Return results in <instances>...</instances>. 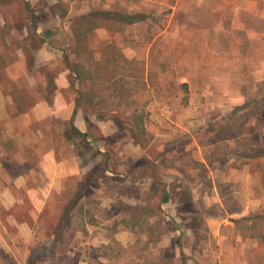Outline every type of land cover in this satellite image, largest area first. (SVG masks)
Listing matches in <instances>:
<instances>
[{"label":"rangeland","instance_id":"1","mask_svg":"<svg viewBox=\"0 0 264 264\" xmlns=\"http://www.w3.org/2000/svg\"><path fill=\"white\" fill-rule=\"evenodd\" d=\"M81 1L0 0V264H264V0L250 10L242 9L247 0H165L134 11L117 5L111 9L149 18L111 22L104 27L111 41L99 38L100 27L75 36L86 28L79 16L102 10L79 14ZM63 49L88 75L78 86V124L98 118L93 138L75 135L57 110L77 96ZM134 111H143L146 131L142 137L133 129L136 140ZM213 125L217 140L233 141L207 146ZM196 153L205 160L235 155L228 165L237 167L256 160L252 192L237 177L236 193L226 196L224 182L217 194ZM45 154L74 160L78 170L63 180L66 191L48 197L50 209L36 211L45 232L37 227L23 256L25 232L9 220L28 219L35 203L16 186L43 182L51 166ZM161 180L190 196L193 213L179 196L165 205ZM74 200L53 244V209Z\"/></svg>","mask_w":264,"mask_h":264},{"label":"crops","instance_id":"2","mask_svg":"<svg viewBox=\"0 0 264 264\" xmlns=\"http://www.w3.org/2000/svg\"><path fill=\"white\" fill-rule=\"evenodd\" d=\"M163 1H165V0H92L93 3L91 5V2L89 0H82L81 1L82 5H84L85 7L81 8L79 10V12H80L79 14H85L90 10L89 8H95L94 6H98L99 4H100L99 6H101L102 10H112L111 9L112 7H115L118 5L119 7H122V6L128 7L129 10L134 11V10L138 9L137 7H140V6L146 7V6H150L151 3H153V2L163 3ZM177 1H179V0H176V2ZM222 1L224 3H229V2H235V1L238 2L239 0H222ZM252 1L253 0H247L246 4L243 5L242 9L243 10H250L252 8V6L254 8L257 0H254V2H252ZM97 2H98V4H97ZM127 3H129V5ZM138 4H139V6H138ZM238 9H240V5H238ZM96 33H97V35H99V38L101 40L108 39L109 41H111L110 40L111 39L110 38L111 33L106 28H104V27L97 28ZM129 45L130 44H128V43H120V46L122 48H129L130 47ZM213 56H215L214 53L209 54V58L213 57ZM212 59H215V58H212ZM60 80L61 79H59V82H61V84L64 85L65 79L61 80V81ZM58 109L59 110L61 109L63 111L62 113L66 114L64 116V118L69 119L71 114H72L73 104H70V105H67V104L61 105L60 104L58 106L57 110ZM80 113H82L81 110H78V112L76 113V116L74 117V121L76 124L75 126L80 131L84 132L87 130L86 123L84 121H81V123L78 124V117L80 116ZM205 120L206 119L200 120V122H205ZM207 131H209V134L211 135V137H213L212 140L210 142H208V144H207V146H209V147L211 146V149L214 148L215 146H217V144L219 142H222V141L226 142L227 141L230 143L233 141V140L230 141L231 139L227 138V137H224L221 140H217V137L214 136L215 125H213L211 128H209ZM45 156L47 158H50L51 166H49V168L46 171H44L43 174L42 173L40 174V176L43 178V182H41L39 184L37 183L36 185L34 184L31 187H27L25 184L23 185L24 180L20 179L17 182V186H16V188L26 189L25 191L29 195H34V197H32V200L35 203V212L32 215H30V217H29V218H32V221L28 220L29 218L22 220L20 218L16 219V217L14 219H12L11 221L9 220L10 224H13L18 229H21L25 232V234H23L22 238L20 239L21 242L23 243V245H25V254H23V256L27 255L28 247L34 242V240H37L35 235L37 234L38 228L41 227L42 232L43 233L45 232V229H43L41 226L42 224H40L38 222V218H39L40 214L36 211L37 210L41 211L44 209L45 210L50 209L51 206L46 205V203H48L47 202L49 199L48 197H50L51 194H58V193L60 194V192L66 191L67 186H66V184H63V180L64 181L67 180L66 178L72 176L73 174H76L77 170H78V165H76L77 162L74 160L72 163L70 162V164L69 163L68 164L67 163H61V162L59 163L58 161L55 160V158H53L54 157L53 154H45ZM194 156H195L196 160H202L201 162L205 163V167L207 170V177L211 178L212 188L217 194L218 193H224L223 191H220L218 189V186L224 182L228 186V190L226 191V196L231 195L232 193L233 194L236 193L237 190H234L233 187H235L234 186L235 184L233 185V183L236 181L237 177H241V182H242L241 184L245 185L243 192L246 194H250L252 192L250 190V186L252 184L251 183L252 179H254L256 174H259V172H260V167L257 166V168H256V162H257L256 160L252 159V160H249V162H247V163L243 162L240 167H237V166L228 165L230 162H232V160H235V159H233L235 157V155L227 154V155H225V158L221 159V160L220 159H206L205 160L202 157H200V155L198 156L197 153L194 154ZM226 163H227V165H225ZM61 165L68 168L67 172H64V175H63L62 171H59V168H61ZM72 172H73V174H72ZM148 172L146 174L147 177H149ZM21 178L24 179V176H21ZM58 179H59V181H61L59 183V185L57 183H55V180H58ZM258 187H259V189H261V185H259ZM258 191H260V190H258ZM36 195H39V197ZM162 199L165 200V202H166L165 205H169V203H171L170 196L165 190L163 192ZM168 208H169V206H168ZM228 208H230V207H228ZM242 208H244V206H242ZM60 210L61 209H59V211H57V214H56V210L53 209V215L55 214V215H58V217H59ZM225 211L228 213V209ZM49 225L54 226V222H51ZM47 228H49L48 230H50V227H47ZM117 238H120V237H117ZM69 252H71V250H69ZM142 262H143V259L141 261H138V264H143ZM78 264H84V260H79ZM115 264H118V263H115ZM131 264H133V263L131 262Z\"/></svg>","mask_w":264,"mask_h":264},{"label":"trees","instance_id":"3","mask_svg":"<svg viewBox=\"0 0 264 264\" xmlns=\"http://www.w3.org/2000/svg\"><path fill=\"white\" fill-rule=\"evenodd\" d=\"M53 4H56V6H58L57 5L58 3H53ZM25 7L27 8V10L32 12V18L34 19V17H35L34 7H32L29 2L25 3ZM148 18H149V16L142 11L129 13L126 11H118V10H92L85 15L79 16L78 19L81 22H84L86 28L84 29V33L77 32V33H75V36L78 37L79 35H82V34L86 35V31H88L90 29L97 28V27H107V26H109L108 24H110L111 22L112 23L115 22V23H118L120 25H130V24H135V23L146 21ZM70 46H71V44L69 45V47ZM62 61H63L64 65L66 66V68L68 69L70 75L73 77L72 81L74 82V85L77 86V96L75 97V99L73 101V110H72V114L69 118V124L71 126L70 129L75 135L82 136L85 139H87L88 136H91L89 129L93 128V126L95 124H98L99 119L90 117L89 118L90 120L88 119L89 123L86 124L87 130L82 132L75 126L74 117L76 116V113L78 112V110H81V112L83 113V108H81L83 94L81 93L78 86L80 85V83L83 80H86L88 78V75L85 74L81 65H79L78 63H72L71 62V60L69 59L67 51L64 49L62 50ZM143 122H144L143 111L142 112L134 111L131 114V123L132 124L129 127H131V138L133 140H136L135 139L136 133L133 131V129H137V131L139 132V135H142V137L146 134L145 126H144ZM145 141L146 140H143L141 142V144L142 143L145 144ZM254 156H258V153L252 154V157H254ZM162 182L163 183H161L162 184L161 196H163L164 190L167 189L170 197H172V195H173V197L179 196V198L182 199V201H183L182 209L183 210H185L189 213H193V210L191 208L192 204L190 201V196H188L184 192H182L180 194L175 193L174 187L170 183L167 184L164 181H162ZM80 196H81V193L78 192L76 194V201L78 198H80ZM76 201L74 200V201H71L68 204H66L64 206L63 210L60 212L58 224L53 229V232H54V237L52 240L53 244L57 242L59 235L63 233L64 228L68 224V222L71 218L73 208L75 207ZM171 201H172V199H171ZM166 214L168 216L172 215L170 210L166 211ZM30 254H32V252Z\"/></svg>","mask_w":264,"mask_h":264}]
</instances>
